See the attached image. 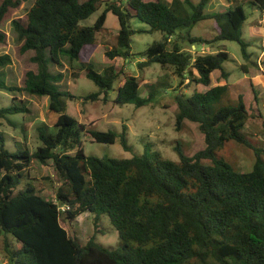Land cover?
Returning a JSON list of instances; mask_svg holds the SVG:
<instances>
[{
    "label": "trees",
    "instance_id": "trees-1",
    "mask_svg": "<svg viewBox=\"0 0 264 264\" xmlns=\"http://www.w3.org/2000/svg\"><path fill=\"white\" fill-rule=\"evenodd\" d=\"M27 1L3 0L0 25L11 9ZM209 3L36 0L25 21L12 22L23 44L21 52L35 54L32 61L38 72L27 73L23 89L7 85L0 73V90L48 97L49 110L58 115L55 126L59 130L50 135L41 129L42 146L35 153L28 149L11 153L3 144L0 147V236L11 235L20 245L14 251L6 247L9 264H264V150L255 151L249 173H241L217 157L226 142L246 144L243 130L250 116L242 97L235 107L221 105L227 88H211L214 72L221 71V78H228L223 69L230 59L228 52L202 54L190 50L230 41L239 44L248 59L249 45L243 38L245 5L259 9L264 17V0H233L227 11L206 14ZM104 4L105 11L93 26L80 25ZM109 13L119 23L117 48L106 52L110 60L131 61L132 37L142 31L131 28L130 20L135 18L162 34L161 40L142 54L140 68L151 64L171 67L181 85L188 80L189 84L209 88L191 97L178 94L175 99L177 130L186 121L197 124L205 149L189 157L178 147V163L159 154L125 160L85 154L82 136L111 145L121 139L129 150L126 133L94 131L66 114L62 98L74 96L59 90L61 75L52 74L48 66L60 65L63 57L79 62L99 89L85 101H98L107 95L118 74L113 67L104 75L97 73L90 59ZM208 20L213 22L214 39L193 36L194 27ZM6 38L0 30V45ZM10 63L8 55L0 56V69ZM243 69L248 71L246 66ZM124 78L116 104L134 103L141 108L152 102L153 94L147 99L139 97L141 83L136 76L124 74ZM27 111L22 104L0 108V119ZM35 161L44 166L53 161L61 182L55 201L42 197L33 186L30 170ZM85 212L95 215L96 234L102 216L108 215L122 247L103 248L94 241L95 236L82 246L71 237L63 223H71Z\"/></svg>",
    "mask_w": 264,
    "mask_h": 264
},
{
    "label": "rangeland",
    "instance_id": "rangeland-1",
    "mask_svg": "<svg viewBox=\"0 0 264 264\" xmlns=\"http://www.w3.org/2000/svg\"><path fill=\"white\" fill-rule=\"evenodd\" d=\"M3 0H0V4ZM104 2L106 0H103ZM114 1V0H112ZM171 2L172 0H166ZM197 5L200 0H190ZM241 1V0H237ZM36 0H28L17 9H11L0 30L7 38L0 45V56L8 55L11 63L0 69L2 80L9 86L20 89L25 87L27 73L38 72V66L32 61L34 53H22V43L14 33L12 22L27 18L28 11ZM228 0H210L206 14L225 12L229 9ZM105 4L89 19L82 21L81 26H93L105 11ZM247 20L244 24L243 38L248 43V59L243 56L242 49L236 42L224 41L210 45H198L190 50L193 53L214 54L226 51L230 59L224 63L223 69L228 74L227 79L221 78V71L212 74V86H225L227 95L221 105L235 107L242 97L250 119L243 130L247 139L246 144L236 142L224 143L217 157L241 173L252 171L256 160L255 151L264 150V17L259 9L249 3L245 5ZM133 30H142L132 37L131 61L123 58L110 60L107 51H115L119 31L118 19L109 13L104 28L97 35L96 48L90 62L94 70L104 75L105 71L113 67L118 74L114 87L107 91L98 101H85V98L98 92L95 83L86 77L85 70L79 62H70L63 57L60 65L50 63L49 71L54 75H61L58 88L61 92H69L74 99L63 97L65 113L77 119L80 124L99 132L126 133L129 150L122 146L121 139L115 144H101L94 142L89 136H82L83 149L87 156L111 158L118 160L131 159L135 156L159 154L162 158L173 162H180L177 148L189 157L205 149L204 135L197 124L186 121L181 130H177L178 107L175 99L178 94L191 97L195 92H206L209 88L203 85L189 84L186 80L181 85V79L173 68H164L160 64H151L144 69L139 64L143 62L142 54L156 41H160L162 34L151 31L149 26L138 19H131ZM192 35L205 40L214 39L216 32L211 20L203 21L192 30ZM186 45V49L189 50ZM132 66L136 67L132 69ZM243 66L248 68L246 72ZM124 74L136 76L141 85L139 97L147 99L153 94L151 103L137 108L134 103L118 105L115 103L118 88L125 83ZM16 98V101L14 100ZM106 97V98H105ZM49 98L31 95L27 92H10L0 90V108L24 106L28 111L13 114L0 119V147L2 144L11 153L28 149L35 153L42 143L39 139L41 129L47 134L56 135L55 126L58 115L49 110ZM22 102V103H21ZM93 124V125H91ZM264 157V154H262ZM30 179L40 195L48 200L55 201L56 191L60 180L53 167V161L46 166L35 161L30 170ZM95 215L85 212L71 223H63L71 237H74L84 246L95 236L94 241L108 250L122 247L118 231L114 228L108 215H103L99 223L100 230L95 232ZM6 247L10 251L18 250L20 245L11 235L0 236V264H9Z\"/></svg>",
    "mask_w": 264,
    "mask_h": 264
},
{
    "label": "crops",
    "instance_id": "crops-1",
    "mask_svg": "<svg viewBox=\"0 0 264 264\" xmlns=\"http://www.w3.org/2000/svg\"><path fill=\"white\" fill-rule=\"evenodd\" d=\"M132 69H135L136 70V67L135 66H132Z\"/></svg>",
    "mask_w": 264,
    "mask_h": 264
}]
</instances>
